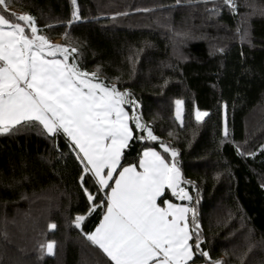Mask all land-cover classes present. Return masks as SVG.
I'll list each match as a JSON object with an SVG mask.
<instances>
[{"label":"trees","instance_id":"trees-1","mask_svg":"<svg viewBox=\"0 0 264 264\" xmlns=\"http://www.w3.org/2000/svg\"><path fill=\"white\" fill-rule=\"evenodd\" d=\"M6 2L0 14L32 15L45 37L77 49L68 63L74 58L97 72L96 82L131 94L135 105L123 107L158 140L137 139L147 133L131 120L119 171L138 165L148 148L171 160L162 143L178 150L192 200L168 190L160 201L195 208L199 240L193 234L190 244L209 254H197L195 264H264V0H236L235 10L221 0ZM177 100L190 126L176 119ZM197 110L208 113L201 122ZM77 151L65 135L46 136L35 124L0 135V264H113L85 236L105 214L98 207L89 215L91 205L109 190L82 172ZM50 241L53 255L40 248Z\"/></svg>","mask_w":264,"mask_h":264},{"label":"snow or ice","instance_id":"snow-or-ice-1","mask_svg":"<svg viewBox=\"0 0 264 264\" xmlns=\"http://www.w3.org/2000/svg\"><path fill=\"white\" fill-rule=\"evenodd\" d=\"M221 2L233 10L236 8V0ZM72 4L76 5V0ZM0 7L7 10L6 0H0ZM72 18L80 19L78 9L73 11ZM38 32L35 18L30 14L10 13L7 17L0 14V135L33 124L46 136L65 135L73 149L78 150L77 158L84 165L82 172L91 173L100 190L110 189L101 223L85 236L113 264H189L190 261L195 264L197 254L208 257L200 243H189L193 234L199 240L195 208L168 200L158 203L166 189L180 200H192L181 187L191 182L182 178L176 160L178 150L162 143L161 147L171 156V160H166L160 152L148 148L138 165H128L117 173L124 149L133 139L129 120L147 133L146 137L137 136V139L156 141L158 137L150 127L141 124L135 111L130 117L123 107L135 105L129 99V92L94 82L98 79L97 72L79 69L74 58L68 63L69 52H77L75 47L69 50L68 46L53 45ZM64 35L67 38V33ZM57 53L63 59H56ZM182 104L183 101H176V119L181 126ZM206 116L207 112L195 113L198 122ZM224 135H228L226 125ZM83 178L81 175V184ZM87 199L91 202L95 196L88 193ZM104 204L101 201L91 205L89 215ZM85 218L77 216L76 226L81 227ZM49 227L55 230L57 225L52 223ZM55 246L56 242L50 241L40 248L45 254L53 255Z\"/></svg>","mask_w":264,"mask_h":264},{"label":"rangeland","instance_id":"rangeland-1","mask_svg":"<svg viewBox=\"0 0 264 264\" xmlns=\"http://www.w3.org/2000/svg\"><path fill=\"white\" fill-rule=\"evenodd\" d=\"M8 9H10L9 7H8ZM39 30V29H38ZM26 31H27V29H26ZM38 34L39 35H43L40 31L38 32ZM48 40H49V42L51 43V44H53V45H60V46H62V44H63V41L62 40H51V39H49L48 37H46ZM58 54V53H57ZM94 82H96V81H94ZM180 108H181V112H182V118H183V125H185V124H187L188 126H190V122H189V120L187 119V115H186V109H185V105H184V103L180 106ZM176 110H177V105H176V102H175V112H176ZM206 117H204L202 120H204ZM181 187H183L182 186V184H181ZM184 188V187H183ZM185 189V188H184ZM186 190V189H185ZM168 191V190H167ZM187 191V190H186ZM109 192H110V190L108 191V193L104 196V202H105V204H104V206H107L106 205V198H107V195L109 194ZM188 192V191H187ZM166 194V191H165V193H164V195ZM163 197V196H162ZM161 197V198H162ZM175 197H177V196H175ZM160 198V199H161ZM180 200V199H179ZM181 201H185V200H181ZM158 203H160V200H158ZM178 205H182V206H187L188 207V205H183V204H178ZM161 206H164L163 204L161 205Z\"/></svg>","mask_w":264,"mask_h":264},{"label":"crops","instance_id":"crops-1","mask_svg":"<svg viewBox=\"0 0 264 264\" xmlns=\"http://www.w3.org/2000/svg\"><path fill=\"white\" fill-rule=\"evenodd\" d=\"M49 59H51V57H49ZM129 114V113H128ZM130 116V115H129ZM129 126L131 127V120H129ZM51 137H54V136H51ZM130 143V142H129ZM120 164H121V162H120ZM139 170V169H138ZM121 171V170H120ZM105 172H107V169H105ZM119 172V168L117 169V173ZM117 177H116V175H114L113 176V180H115ZM111 183L112 182H110V186H111ZM106 190H110V189H104V190H102L103 192H105ZM166 192H167V189L165 190ZM171 192V191H170ZM108 193V192H107ZM105 199V198H104ZM103 199V200H104ZM173 203V202H172ZM174 204H177V203H174ZM178 204H180V203H178ZM165 206V205H164ZM104 208H106V206H104ZM189 243H190V241H189ZM189 264H191V261L189 262Z\"/></svg>","mask_w":264,"mask_h":264}]
</instances>
